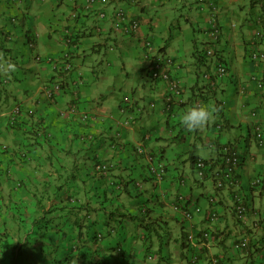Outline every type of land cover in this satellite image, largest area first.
Returning a JSON list of instances; mask_svg holds the SVG:
<instances>
[{"label": "crops", "instance_id": "crops-1", "mask_svg": "<svg viewBox=\"0 0 264 264\" xmlns=\"http://www.w3.org/2000/svg\"><path fill=\"white\" fill-rule=\"evenodd\" d=\"M86 3L87 0H19V4L13 5L9 0H0V28L4 30V33L0 32V194L4 197L0 198V211L4 206L2 202L7 204L10 201L7 196L8 188H10L9 173L11 175L22 164L16 153L25 146L24 144L32 143L38 131L41 132L42 127L39 123L47 127V121L48 126L52 127V134L58 137L65 127L73 129L72 124H78L80 119L76 116L68 119L66 111L67 107L75 102L79 107L83 106L85 111L98 116L101 121L108 120L113 115L115 118L119 116L118 113L115 114L112 111L113 106L104 105L106 96L100 93L104 85L109 83L110 75L109 67L105 60H102L100 53L104 51L107 58L110 47L112 53H117L122 52L125 46L128 54L137 61L133 70L136 69L137 74L150 81L153 80L146 72L149 64L142 58L143 45L147 39L153 40L157 52L176 60L174 75L183 81L187 97L195 96V99L203 100L205 105L203 107H207L211 112V118L199 127L203 135H207L198 141H202L204 147H207L210 140L215 139L218 140L217 143L221 141L235 145L237 142L234 141L232 134L235 125L246 127L249 135L253 125L250 117L252 111H258V118L261 122L264 121V91L258 89L257 84L252 80L256 76L264 77V65L254 63L246 55L247 42L254 38L256 31L260 29L258 21L264 17V0H111L110 2H98L97 7L106 12L123 8L130 19L141 24V32L138 35L116 32L108 21L104 22L103 27L99 29L95 14L85 11ZM13 17L17 18V23L11 21ZM214 27L220 28L222 34L219 44L214 49L219 59L215 57L213 63L223 60L229 66V77L222 82L200 79V74L202 75L205 68L199 69L195 66V51L197 49L206 50L210 47L206 43L208 42L206 33ZM32 31H35L39 37L37 44L31 38ZM67 31L75 36V42L69 49L74 62V70L71 75L57 77L51 66L46 62L37 61L36 56L60 57L67 49L64 45ZM31 41L34 42L36 56L29 46ZM27 46L30 48L29 51L25 50ZM260 48L264 50V42ZM31 50L33 53L29 54ZM127 68L128 65L124 63L121 68L123 75L126 74L123 71ZM126 76L130 77L129 74ZM79 79L83 81V85H79L76 89ZM58 82L63 83V92L58 95L55 103L47 101L45 90ZM229 86L235 87L234 96H229ZM242 88L245 93L241 92ZM92 89L97 90V93H92ZM167 93V85L160 81H153L151 92L148 91L146 84L143 88H136L131 99L144 108L142 115L136 117L130 126L125 128L126 137L124 136L125 138L120 141L122 145L119 151L110 149L108 145H102L101 149L104 148L107 152L105 160H114L112 162L116 164V168L111 173L114 181L130 179L133 176L139 179L144 178L143 183L141 180L140 183L147 191L145 200L148 202L145 204L150 207L149 211H146L149 215L148 221L155 223L166 221L168 229H171L176 236L178 228L181 229L183 226L179 220L180 215L172 211L176 196L186 194L194 203L204 205L205 194L211 192L212 186L193 185L191 187L189 180L187 186L179 183L182 174H189L185 171L189 164L185 161L191 151L187 147L188 151L179 150L180 159L167 161L168 176L159 185L147 178L145 162L139 163L132 151L134 145L145 140V137H149L146 139L149 142L147 144L149 150H158L160 145L168 147L170 144L168 122L171 123L172 120L165 114L163 106ZM22 95H25V99L20 98ZM150 103H154L155 106H150ZM15 105H20L25 110L34 109L36 115L30 117L21 113L17 118L18 127L13 130L9 126L8 115L12 113ZM190 105L191 99L184 109L179 112L175 111V114L179 115L178 125H182L181 113L190 109ZM55 111H57V118H54ZM223 117L226 120V126L222 131L210 135L203 130L204 127L207 130L211 129ZM91 130L92 128L88 130L83 128L84 134ZM97 131L100 130L97 129ZM187 137L191 144L197 143L192 136ZM66 142L68 144L69 139ZM192 150L196 152L197 149L194 146ZM240 151L249 159L247 167L239 172L245 191L250 178L264 169V151L254 150L252 141L245 150L240 147ZM38 152L39 154H36V159H34L36 162H32V166L23 169L26 182L35 181L36 178H45L43 175L42 177L37 175L36 178L30 176L33 173L39 174L35 170L39 163L43 164L46 161L48 164L41 165V167L49 170L51 168L47 161V156L52 153L51 150L42 149ZM208 155V157H203L198 154L207 159L213 156L211 152H208ZM246 197H256L257 206L259 202L264 201V197L259 198L257 194H250ZM223 202L225 206H229L230 198L223 195ZM132 210L137 212L138 209L132 208ZM220 212L223 216L220 230H226L228 233L233 230L231 226L233 211L223 207L220 208ZM252 223L253 221L247 222L248 225ZM195 224L197 229L205 227L202 217H198ZM249 230L255 237L260 233L258 229L252 227ZM212 245L215 244H211L209 249ZM215 251H217L216 247H212L209 251L203 249L202 264H208L207 256ZM167 252L168 249L165 248L164 255ZM229 264H240V262L233 259Z\"/></svg>", "mask_w": 264, "mask_h": 264}, {"label": "trees", "instance_id": "trees-1", "mask_svg": "<svg viewBox=\"0 0 264 264\" xmlns=\"http://www.w3.org/2000/svg\"><path fill=\"white\" fill-rule=\"evenodd\" d=\"M9 2L14 4L10 0ZM263 22L264 18L261 17L258 23L261 25ZM0 32L4 33V30L0 28ZM217 33L215 38H206L208 41L206 43L213 50L219 44L221 37V33ZM263 42L264 32L259 34L257 30L254 38L247 42L246 55L254 63L264 65V50L260 48ZM209 52L208 48L195 51V66L199 69L205 68L202 75L200 74V79L210 73L213 59L217 57L215 50L212 56H209ZM150 56H152L151 71L146 72L151 80L163 82L155 77V74L161 73L163 66L167 67L166 73L170 79L176 78L175 65L167 66L165 60L158 53L155 54V51L150 53ZM217 58L219 59V56ZM218 62L228 65L223 60ZM157 64H160L161 69L156 67ZM256 79L253 81L256 84L258 80L264 81L263 76ZM165 84L168 87V84ZM60 86L63 88V84ZM263 86L257 87L261 90ZM171 92L168 87L163 102L165 114L172 120L171 123L168 122L171 142L168 147L160 145V149L150 150V155L157 163H167L173 159H180V149L183 150L182 152L191 150L185 161L190 164L194 174L192 177L189 176L191 182L188 183L191 187L210 184L215 194L226 195L231 199L242 195L234 187L231 179L225 178L228 170L226 158L230 155V151L241 156L240 147L221 141L217 143L216 139L210 140L208 146L215 156L209 159L198 156L192 150L197 143L191 144L187 136H192V139L198 142L204 137L203 132L200 128L187 129L183 125H178L179 115H176L175 111L184 109L190 103V99V107L205 106L203 100L195 99V96L187 97L185 88H182L180 98L172 95ZM123 103L118 107L117 113L120 115L125 112L124 121L131 120L130 125L136 117L142 115L144 108H141L135 100L125 99ZM152 105L155 106L154 103H150V106ZM30 111L23 108L22 114L30 117L36 115L34 109L32 113ZM91 118L87 123L72 124L73 129L65 127L59 137L52 134V127L48 125L45 127L39 123L42 127L41 132L37 129V136L32 139V143L24 144L25 146L16 153L22 164L12 172L13 178L8 176L10 188L7 196L10 201L7 204L2 202L4 206L0 211V264H137L138 262L148 264L149 258L154 254L153 247L156 241L160 243L159 252H162L164 237L157 230L156 223L148 221L149 215L145 211L150 209L145 204L148 202L145 200L147 191L138 185L140 179L133 176L130 179L114 181L112 176L107 175L110 171L109 165L114 164L112 162L114 160H105L107 152L104 148L102 150L101 146L108 145L110 149L119 151L122 145L120 139L126 137L124 124L128 121L124 124L110 118L101 121L98 116L92 114ZM9 126L14 130L18 127L17 120L13 125L10 122ZM225 126L226 120L223 117L211 128L215 133L222 131ZM83 128L87 130L92 128L96 131L91 130L84 134ZM97 129L100 131L98 132ZM147 144L149 142L145 140L144 145L148 148ZM125 145L129 146V144ZM42 149H49L52 152L47 156L51 168L49 170L41 167L48 164L46 161L43 164L39 163L35 168L39 174L33 173L30 176L36 178L37 175L41 177L43 175L45 178L26 182L23 169L36 162L35 155ZM145 157V154L137 155L138 162H145ZM200 161L205 164L202 168L198 167ZM234 178L237 179V174ZM179 183L182 184V181ZM183 195L185 199L192 201L186 194ZM0 198H4L2 194ZM132 208H137V212ZM129 225L135 227L129 231L130 229L127 228ZM138 227L144 230L145 236H141ZM134 242L138 245L135 246ZM182 248H185L183 244ZM210 263L213 264L212 261Z\"/></svg>", "mask_w": 264, "mask_h": 264}, {"label": "clouds", "instance_id": "clouds-1", "mask_svg": "<svg viewBox=\"0 0 264 264\" xmlns=\"http://www.w3.org/2000/svg\"><path fill=\"white\" fill-rule=\"evenodd\" d=\"M10 1H12V3L14 2V4L19 2V0H10ZM85 11L88 13L95 14V18H97L99 22V25H98L99 29L103 27L104 22L108 21V20L103 21L99 19L95 11L88 10L87 3L85 6ZM11 21L16 23L17 18L13 17ZM108 23L111 25V22L108 21ZM260 30H264V22L263 24L260 25V29L258 30V33L261 34L262 32H264ZM217 32L221 33V29L218 27H214L211 31L206 33V38L207 37L215 38L216 35L218 34ZM128 35H131V34H128ZM68 40H71V42L67 43ZM147 40H150L151 43L153 44L155 54L158 53V55H160L161 58L164 59L165 61L171 60L172 65L176 66L177 62L174 58L167 56V55L160 54L159 52H157L156 47L153 43V40L151 38ZM74 42H75L74 34L67 31L65 38H64V45L67 49L62 53L60 57L43 58L42 56H38L36 60L40 62H46L47 64H49L57 77L71 75L74 70V62H73L71 52L69 49ZM219 42L220 41H218V43ZM29 46L31 48H34V42L33 41L29 42ZM208 49L210 50L209 56H212V54L214 53V50L212 48H208ZM143 51L145 53L144 45H143ZM144 53H143L142 58L144 59L146 63L149 64L148 70L151 71L152 63L150 60L152 56L146 59ZM56 63H59L60 67L55 68L54 65ZM64 64L71 65V68L68 71H63ZM219 65H224V64H221L218 61L216 63H213L211 66L210 73H208L209 78H206L207 75H205L203 79L206 81H213L214 79L217 82H222L224 79L217 80L214 75ZM225 66L228 70V76L226 77L228 78L229 77V66L228 65H225ZM256 77H253V78H256ZM175 79L179 80L182 84V87L185 88L184 83L181 79H179L178 77H176ZM56 84L58 85V88H59L58 92L61 94L64 90V87L62 88L60 85L63 83L58 82ZM81 84H83V81L80 79L77 80V85H78L77 87H79V85ZM257 86H258V83H257ZM243 89L244 88L241 89V92L245 93V90ZM261 90L264 91V88ZM45 94H47L48 96V101L52 103H55L58 99V95L54 93L52 86H50L49 88L45 90ZM55 96L57 97V99ZM72 107H75L77 110L78 104L76 102L70 104V106L68 107V110L66 111L68 115V119L73 117V115L76 113V110L75 112L71 111ZM17 108L20 109V112L18 114H14V111ZM30 110H31L30 113H32L33 109L30 108ZM22 111H23V108L20 105H15V107L12 109V113L8 115L9 124L10 122H12V125L15 124V121L17 120L18 116L22 113ZM254 113H256L257 115L256 117H253ZM258 113H259L258 111L257 112L252 111L250 114L253 125L251 127V130L249 131L248 139L253 142L254 148L256 150L264 151L263 149L258 147L256 139H255V134H254V128L257 124L264 125V121L261 122L260 119L258 118L259 117ZM123 114H125V112L120 113V115L118 114L119 116L117 118H115L113 115L110 117V119H116V121L120 122L121 124H124L128 121L127 124H124V128H127L130 126L129 123L131 120L126 119V121H124L125 116ZM85 116L87 117L86 119H85ZM92 116H94V114H92ZM210 118H211L210 110L207 107H203L199 105L193 106L190 109L183 111L180 115L181 123L187 129L199 128L203 126ZM79 119L81 123H87L90 121V119H92L91 113L84 110V114L79 116ZM251 135H253V137H250ZM148 138L149 137L147 138L145 137V140ZM145 140L143 139L142 142L136 143V145L133 148L135 150L132 149V151H134L135 156L139 154L146 155L145 165H146V168L148 169V173L146 176L148 179L152 180L155 184L159 185L168 176V172H169L168 164L166 162L164 163L156 162L155 158L152 155H150L151 151L144 145ZM245 156H246L245 154H242L240 156V158L244 160V163H241L239 167H236L234 169L232 175L230 176L231 178L226 177L227 172L225 174V178L231 179V181L234 183V187L238 189L239 192H241L242 194V195H239L237 198L236 197L234 199L230 198L229 206L224 205L223 195L215 194L213 187H212L211 192H208L205 194V204L204 205L201 203L200 204L194 203L193 201L185 199V196L183 194L181 195L178 194L176 196L172 204V211L176 215L177 214L180 215L181 218L179 220L181 221L183 226L181 229L179 227L180 233L175 236L174 232H172L171 229L170 230L168 229L167 227L168 223L166 221L165 223H159V222L156 223L157 230L160 232L161 236L164 237V241L162 243V252L161 253L159 252L160 243L156 241L153 247L154 254L149 258L148 264H158V263L176 264V259L180 260L182 264L184 263L202 264L203 249H207L209 251L212 247H216L217 251L207 256L208 264H211L210 261H212L213 264H218L219 262H222V264L223 262L224 264H229V262L232 261L233 259H237L240 262V264H264V246H263L264 216L262 213V209L264 208V205L257 206L256 197H252V198L246 197V196H249L250 194H257V197L259 198L264 197V188L256 187L255 185H253V182L257 179V177L264 175V169L263 171L256 173V175L250 178V180L248 181L247 188L244 191L242 187V181L240 179L239 172L243 170L245 167H247L248 165L249 159L246 158ZM109 166L110 167L108 169H110V171L108 172L107 175L111 176V173L116 168V164H112ZM235 174H237L236 180L234 178ZM9 176H11L10 173H9ZM187 176L188 175H185V174L181 175L182 178L180 179V181H182L183 186L186 185V182L188 180H189L188 182H191V179ZM11 178H13V176H11ZM138 185L142 187L140 181ZM223 207L228 210L231 209L233 211L232 224H231V226L233 227V230L229 231L228 233L226 232V230H223V231L220 230V224L222 223V218H223L220 212V208H223ZM240 207H242L241 212L239 209ZM186 212L191 214V218H188L185 215ZM213 214H216L218 216L217 220H214L212 218ZM198 217L203 218L205 227L200 228V229L195 228V225H196L195 220ZM248 221H253V223L251 225H248L247 224ZM131 226L132 227H130L129 225L127 227L128 229H130L129 231H131L133 227H135L134 225H131ZM250 227L259 230L260 233L257 234V237H255V235H251V232H250L251 230H249ZM235 230H238V231L234 232ZM138 232L141 234V236H145L144 230H142L139 227H138ZM245 239L247 240V245L242 249L237 248V245L243 242ZM182 244L184 245L185 248H182ZM211 244H215V245H212L211 248L209 249V246ZM165 248L168 249V252L166 253V255H164ZM201 254L202 256L200 257Z\"/></svg>", "mask_w": 264, "mask_h": 264}, {"label": "rangeland", "instance_id": "rangeland-1", "mask_svg": "<svg viewBox=\"0 0 264 264\" xmlns=\"http://www.w3.org/2000/svg\"><path fill=\"white\" fill-rule=\"evenodd\" d=\"M18 4H19V2H18ZM21 18L23 20V16H21ZM30 34H31V38L37 44V42H38L37 40L39 39L37 33L35 31H32ZM119 40L121 41V38H119ZM31 49H33V51L35 52V56H36V48L34 47ZM25 50L29 51L30 50L29 46L25 47ZM31 52H32V50L29 52V54ZM100 54L99 55L101 56L102 60H105L106 65L109 67V74H110L109 75V81H108L109 83L107 85H104V88H106V89L103 88V91L100 93L102 95L106 96L104 105L109 106V107L113 106L112 111L115 114L118 112V107L120 105L124 104L123 102L125 101L126 98H129L127 100H132L131 97H132V94H134V91H136V88H143L144 85L146 84L148 91L151 92V87H152L153 81H150L146 77L143 79L140 76V74H137L136 69L133 70L134 66L137 65V61L134 60L132 55L128 54V50L125 48V46H124V50L122 52L118 51L117 53L116 52L112 53L111 47H110V51L107 52V55H108L107 58L104 54V51H102V53H100ZM36 59H37V56H36ZM41 63H43V62H41ZM124 63H126L128 65V68L126 70H124L123 72H125L126 74H129L130 77H127L126 74L123 75L121 72V68L123 67ZM109 64H110V66H109ZM82 85L83 84H81L80 86H82ZM78 88L79 87H77L76 89H78ZM52 89L56 95H61L58 92L59 88H58V85L56 83H54L52 85ZM91 92L97 93V90L92 89ZM228 92L230 93V94L228 93L230 97L234 96L235 95V87L229 86ZM45 95H46L45 98L48 101V96H47V94H45ZM20 98L25 99V95H22ZM99 107L102 108V106H99ZM83 114H84V109H83V106L80 105V107L79 106L77 107L76 113L73 116L79 117ZM66 115H67V113H66ZM57 117H58L57 111H55L54 118H57ZM46 124L49 125V123L47 121H46ZM203 130L206 131L207 134L214 135L212 128L207 130L204 127ZM232 130H233L232 134L234 135V141L237 142V143H235V145H237V146L241 147L243 150H245L246 147L250 144L249 140H248V131H247L246 127H244V126L240 127L239 125H235V127ZM233 135H231V138H233ZM203 136H207V135L205 134ZM196 149H197L196 153H198L200 156H203V157H208L209 156L208 152L212 153V150L209 149L208 144H207V147H204L202 145V141L197 142ZM254 150H256V149L254 148ZM212 155L215 156V154H213V153H212ZM185 171L189 173V174H187L188 176L192 177L194 175L191 171L190 164H188L186 166ZM145 173L146 174L148 173L147 168L145 170ZM208 186H210V184H208ZM150 188H151V186H150ZM7 201H8V199H7ZM262 205H264V201L259 202V206H262ZM262 211H263L262 213L264 214V208L262 209ZM249 223H250V221H249ZM179 233H180V229L178 228V234ZM134 245L137 246V243H134ZM176 264H182V263L180 262V260L176 259ZM184 264H187V263H184Z\"/></svg>", "mask_w": 264, "mask_h": 264}, {"label": "built area", "instance_id": "built-area-1", "mask_svg": "<svg viewBox=\"0 0 264 264\" xmlns=\"http://www.w3.org/2000/svg\"><path fill=\"white\" fill-rule=\"evenodd\" d=\"M110 2L111 0H87V9L88 10H92L95 11L96 14L98 15L99 19L103 20V21H109L111 22V26L112 28L117 31V32H124L126 34H139L140 30H141V26L140 24L133 20L130 19L129 15L127 14V12L123 9V8H116L114 9V11L112 12H106V10L104 9H99L97 7L98 2ZM262 21V20H260ZM71 40H68L67 43H70ZM144 47H145V58L148 59L150 57V53H152L154 51V46L151 43L150 40L145 41L144 43ZM164 63H166L167 66L172 65V61L171 60H166ZM55 68L60 67L59 63H56ZM156 67L159 69H161L160 64H157ZM71 68V65H63V71H68ZM167 68V67H166ZM165 66H163V69H161V73L160 74H155L156 79H160L163 80V82L168 84V87H170L171 89V93L172 95H175L177 98H180L181 96V91H182V84L179 80L177 79H170L169 75L166 73ZM215 78L217 80H223L228 76V70L226 68L225 65H219L216 69L215 72ZM206 78H209V75L206 76ZM256 78H253V80L255 81ZM257 80V79H256ZM258 86L262 88L263 84L262 82L258 81ZM244 90V89H243ZM76 108L72 107V112H75ZM20 112V109L17 108L14 111V114H18ZM256 113L253 114V117H256ZM87 117L85 116V119ZM264 125H259L257 124L254 128V134H255V139L257 142V145L259 148L264 150ZM230 151V150H229ZM233 152L230 151V155L226 158V165L228 167L227 170V174L226 177L231 178L230 176L232 175L234 169L236 167H239V165L241 163H244V160H242L240 158V156H237L236 154H232ZM204 162L200 161L198 163V166L200 168L204 167ZM219 185H221L219 183ZM253 185H255L256 187H262L264 188V175L257 177V179L253 182ZM240 212L242 207L239 208ZM185 215L188 218H191V214L186 212ZM212 218L214 220L218 219V216L216 214H213ZM247 245V240L245 239L243 242H241L240 244L237 245V248L242 249Z\"/></svg>", "mask_w": 264, "mask_h": 264}]
</instances>
